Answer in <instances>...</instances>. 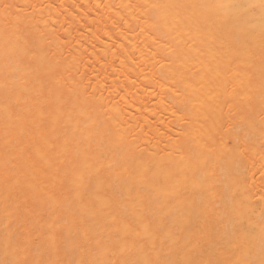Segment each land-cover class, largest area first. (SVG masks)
I'll list each match as a JSON object with an SVG mask.
<instances>
[{"label": "bare ground", "instance_id": "obj_1", "mask_svg": "<svg viewBox=\"0 0 264 264\" xmlns=\"http://www.w3.org/2000/svg\"><path fill=\"white\" fill-rule=\"evenodd\" d=\"M33 1L0 0V264H249L264 225L222 214L264 0Z\"/></svg>", "mask_w": 264, "mask_h": 264}, {"label": "rangeland", "instance_id": "obj_2", "mask_svg": "<svg viewBox=\"0 0 264 264\" xmlns=\"http://www.w3.org/2000/svg\"><path fill=\"white\" fill-rule=\"evenodd\" d=\"M36 1L37 0H34L33 3H36ZM107 31L108 32H113L110 25H107V28L105 29V32H107ZM74 44L72 43L71 45H74ZM263 72H264V68L263 67L262 68L255 67L250 72L249 80L246 83V85L245 84H242L241 82H238L237 83L238 84L237 85V88H236V91H237L236 93L237 94H240L239 93L240 92V89H239L240 86H242V87H245L246 86L245 88H248V89H246L247 90L246 91V95H247L246 98L247 99L243 100L244 103H242L243 101L239 99V95H238L236 97H237V101H239V102H237L235 100L232 101V103L235 102V103H233V105H234V117L232 118V121L234 120L235 122L233 121L232 124L229 126V127H231V131H232V133L234 135V138H235L234 143L238 147L239 150H240V147H239L240 140H241V145H242L241 151H243L244 149H246L247 146H250V147H247V150L250 149L249 150L250 152L249 151L247 152V150L246 151L244 150L243 152H239V156H238L237 160L235 161V164H236L237 168L235 167V164H234V167L231 170L232 173L235 174L234 175V177H235V182H234V190H235L234 191V198L236 200H239V199H242V196L241 195H243L244 196L243 198H245V200H248L249 202L246 203V204H243V202L238 203L235 206V210H230V207H229L228 210L226 212H224V215L222 214V216L224 218H226L227 220L228 219H230V220L231 219L232 220L234 219V222H235L234 224L237 225V226L235 225L236 226V228H235V230H236L235 234H239L238 230L241 227L244 230L249 231L251 233L255 232V233L252 234V239H254V241H256L255 238L257 237V235H256V231L257 230L256 229H258V226H261V225L263 226L264 225V214H263L264 213V205H263L264 204V182H262V181H264V168H263L264 167V142H263L264 139L263 138L262 139L260 138L262 136L261 133L264 131L263 130V128H264V125H263L264 124L263 123V121H264V115L263 114L264 113L261 111V108H263V105L261 103H262V101H264V98L261 95H263L264 92L261 91L260 94H254L252 89H253L254 83H256V76H264V73ZM247 84L249 85L250 89H249V87H247L248 86ZM263 84H262V86H263ZM242 87H240V88H242ZM257 95H259V96H257ZM245 103H246V105L249 104V105H247L248 107L245 105ZM238 105H240V106H238ZM259 114H260V116H259ZM240 115H241L242 118L240 117ZM257 117H259V118H257ZM243 119L246 120V121H244ZM253 119H255V120H253ZM247 121H249V122L246 123ZM242 122H243V125H241ZM239 125H241V126H239ZM249 125H250V128L249 129L251 131L248 129ZM262 125H263V127H262ZM234 126H236V127L238 126L241 129H239L238 127L236 128ZM252 128H253L254 131H252ZM235 129H236V132L238 131L237 134L235 132ZM233 130H234V132H233ZM258 131L259 132L262 131V132L259 134ZM254 135H256V136H254ZM246 137H247V139H246ZM236 138H239L238 139L239 141ZM242 139L245 140V141H243ZM237 142H238V144H237ZM251 146H253L255 150L252 149ZM258 151L261 152L262 155L260 153H258ZM245 152H246V154H244V155L242 154L241 155V153H245ZM247 154H248V159L249 160L247 158H245L246 160H244V156L246 157ZM255 155H257L258 157L255 156ZM253 158H256V159L254 160ZM258 158L261 159L260 162H258V160H259ZM245 161H246V163H245ZM261 161H263V162L261 163ZM251 162H253V163H251ZM237 163H238V165H237ZM239 163H240V165H239ZM258 163H259V165H258ZM249 164H250V166H249ZM246 166H249V168H252L253 167L252 169H254V167H258V166H260V167L256 168V171H255V169L254 170H252V169H248L247 170L248 167H246ZM223 168L225 170H223ZM260 168H261V170H260ZM241 170H243V171H241ZM246 170L247 171L250 170L249 171V174L251 173V176L248 175V172H246ZM257 170H259V171H257ZM260 171L263 172V174H261ZM220 172H221V176L223 178H225L227 172H229V171L225 167H222ZM238 172L240 174L237 175ZM255 174L257 176V179L256 180L253 179L255 177L254 176ZM259 174H261V175H259ZM247 175H248V177H247ZM227 176H228V174H227ZM252 179H253V181H252ZM258 181L261 182V183H259L260 185L257 184ZM254 183L257 184L256 186H254L255 189L253 188V184ZM222 185H224V188H225L224 194H225L227 192V188H226V185L225 184H222ZM257 186H259V187L261 186L259 188L260 191H259V189H258ZM235 187H236V189H235ZM252 192L256 193V195L253 194ZM222 194H223V192H222ZM253 197L255 199H253ZM261 201H263V202H261ZM221 210H225V204L224 203L221 204ZM238 213L240 215H238ZM260 214H261V217H260ZM237 218H239V219H237ZM260 218H262V220ZM241 223H243V224H241ZM252 227H254V228L256 227V228L254 229ZM255 250L257 251V254H256V256L254 255V256H251V257L248 258L249 264H264V241L261 244L258 243V246L255 248ZM172 264H174V263H172ZM238 264H242V261H239Z\"/></svg>", "mask_w": 264, "mask_h": 264}]
</instances>
